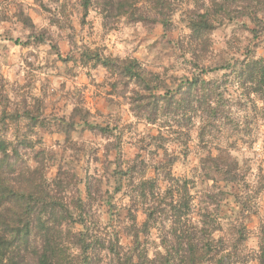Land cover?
<instances>
[{"label": "rangeland", "instance_id": "374dc122", "mask_svg": "<svg viewBox=\"0 0 264 264\" xmlns=\"http://www.w3.org/2000/svg\"><path fill=\"white\" fill-rule=\"evenodd\" d=\"M112 59H135L159 87L155 122L145 82ZM263 81L264 0H0V139L19 146V185L52 190L54 264H83L80 232L93 241L87 264H164L162 239L178 224L157 211L144 231L145 211L183 185L181 221L205 239L215 229L202 264H259ZM167 91L182 100L167 104Z\"/></svg>", "mask_w": 264, "mask_h": 264}, {"label": "trees", "instance_id": "16d2710c", "mask_svg": "<svg viewBox=\"0 0 264 264\" xmlns=\"http://www.w3.org/2000/svg\"><path fill=\"white\" fill-rule=\"evenodd\" d=\"M84 7L85 9L87 8L86 4ZM201 24L198 25L193 21L191 28L200 32L202 28L208 29L211 26L206 22ZM110 61L119 63L116 65L122 69L125 76L132 78L140 84H144L145 82L144 90L151 91L150 96L153 98V104L149 102V115L145 119L150 122H155L160 112L157 101L160 96L158 97L154 91L159 87L145 81L143 75L144 70L138 67L135 59H122L119 62L112 59ZM102 64L111 69L112 65L109 59L104 60ZM241 64L244 65L246 63ZM245 67L254 70V68H249V65ZM199 80L196 77L189 80L183 93L187 92L191 94L193 91H197ZM262 83L264 84V81ZM201 84L210 86L212 82L203 80ZM167 94H169L168 91L164 95H161V98L166 100L169 105L182 100L175 99V95L173 94H170V96ZM186 98L190 97L186 96ZM140 107L145 108L146 105H141ZM205 109L214 112L215 108L209 102ZM21 163L22 159L19 146H12L10 142L7 143L5 140L0 139V264H30L33 256L35 257L36 264H54V257H56L58 248H55L53 246L54 242L50 241L49 231L55 224V217L59 214V207L57 202L53 201L52 190L49 189V184L45 180L42 181V184L32 183V190H26L23 185H19L17 179L19 176H24L25 173L19 170L21 169ZM24 167L26 168V166ZM12 174H14V178L11 180L17 182L19 186L9 183L7 178L4 177V175H8L7 177H9ZM29 175V181L36 179L32 173ZM169 191L170 188H168ZM180 191L181 193L177 195L180 196L179 198L174 200L175 195L171 191V201H161L162 203L160 204L163 205L151 206L146 209V220L143 223L144 231H147L151 227L150 225L157 219L155 215L157 211L158 213L159 211L162 213L166 211L170 212L175 217L172 221L178 224V229H175L172 237L165 236L162 239V243L165 244L164 248L167 250V255L162 256L164 264H175L176 261L183 262L184 264H202L208 262L212 259L209 254L210 247L215 241L212 237V232L215 229L209 231L207 239L201 236L202 228L196 226L191 231L188 229V223L185 220L181 221V217L184 214L183 210L190 208V195L184 185ZM34 221L37 223L34 224ZM34 225L39 229L40 234L42 232L39 243L31 236ZM83 227L85 230L87 229L86 224H83ZM135 236L136 242H138V235ZM77 237L78 246L82 249L83 254L82 263L87 264L89 250L92 248L93 241L88 240L89 236L83 234V232L78 233ZM257 257L259 264H264L263 248H260V253ZM134 264L144 263L138 258V261Z\"/></svg>", "mask_w": 264, "mask_h": 264}]
</instances>
